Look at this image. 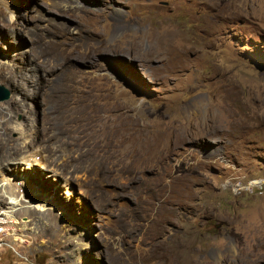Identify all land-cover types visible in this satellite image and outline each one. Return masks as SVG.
<instances>
[{"label":"rangeland","instance_id":"obj_1","mask_svg":"<svg viewBox=\"0 0 264 264\" xmlns=\"http://www.w3.org/2000/svg\"><path fill=\"white\" fill-rule=\"evenodd\" d=\"M0 85V264H264V0H0Z\"/></svg>","mask_w":264,"mask_h":264},{"label":"bare ground","instance_id":"obj_2","mask_svg":"<svg viewBox=\"0 0 264 264\" xmlns=\"http://www.w3.org/2000/svg\"><path fill=\"white\" fill-rule=\"evenodd\" d=\"M64 2V1H63ZM66 3V2H65ZM69 5V4H68ZM158 49V48H157ZM65 56V55H64ZM62 57V56H61ZM57 67H58V64L57 63H55V64H53V65H51V69H57ZM18 88L20 87L25 93H27L28 91H29V88H27L26 86H24L23 84H18V86H17ZM12 102H14V100L12 101ZM76 106V105H75ZM74 106V107H75ZM72 108V107H71ZM95 114V113H94ZM82 117V116H81ZM62 123V122H61ZM86 124V123H85ZM62 125V124H61ZM169 128V127H168ZM167 131H168V129H167ZM172 131H173V129H172ZM163 132H165V131H163ZM170 132V131H169ZM168 132V133H169ZM89 133H91V132H89ZM171 133V132H170ZM88 134V133H87ZM180 136V135H179ZM183 137V136H182ZM183 139V138H182ZM171 140V139H170ZM170 140H169V142H170ZM174 140H176V139H174ZM144 141V140H143ZM168 142V141H167ZM166 142V143H167ZM182 142V141H181ZM171 143V142H170ZM108 146V145H107ZM168 146V145H167ZM171 145H169L168 147H170ZM164 149H165V147H163ZM162 148V149H163ZM161 149V150H162ZM171 149V148H170ZM169 149V150H170ZM173 149V148H172ZM145 154V153H144ZM159 154V153H158ZM160 155V154H159ZM167 155V154H166ZM165 156V155H164ZM158 157V156H157ZM163 157V156H162ZM108 158V157H107ZM159 158V157H158ZM14 159V158H13ZM159 159H161V158H159ZM28 162H30V161H28ZM2 163V161L0 162V164ZM163 190V189H162ZM154 193H153V191H152V193H151V195H153ZM161 196V195H160ZM157 197H158V195H157ZM156 197V198H157ZM164 197V196H163ZM153 198V197H152ZM155 198V199H156ZM2 228V231L3 230H5L6 229V227H5V222L4 221H1L0 220V229ZM249 229H250V226H249ZM7 230H9V229H7ZM246 238L245 239H247V240H249L251 237H253V235H248V236H245ZM261 238H262V236H261ZM260 244V243H259ZM262 245V244H261ZM260 245V246H261ZM263 245H264V242H263ZM258 246V245H257ZM255 252H253V250L251 249V247H248V248H245V249H243L242 250V252H240L239 253V258L241 259V261L243 262V264H246V262H248L249 261V259H248V257H244V256H251L252 254H254ZM222 254V253H221ZM236 255V254H235ZM261 255V254H260ZM259 255V256H260ZM259 256H258V260H259ZM264 256V255H263ZM111 258V257H110ZM113 258V257H112ZM223 260V259H222ZM257 260V261H258ZM113 261L115 262V259H113ZM240 261V262H241ZM112 262V261H111ZM249 262H251V261H249ZM255 262V261H254ZM114 264V263H113ZM119 264V263H118Z\"/></svg>","mask_w":264,"mask_h":264},{"label":"water","instance_id":"obj_3","mask_svg":"<svg viewBox=\"0 0 264 264\" xmlns=\"http://www.w3.org/2000/svg\"><path fill=\"white\" fill-rule=\"evenodd\" d=\"M10 96L11 91L6 86L0 85V101L7 100L10 98Z\"/></svg>","mask_w":264,"mask_h":264},{"label":"built area","instance_id":"obj_4","mask_svg":"<svg viewBox=\"0 0 264 264\" xmlns=\"http://www.w3.org/2000/svg\"><path fill=\"white\" fill-rule=\"evenodd\" d=\"M11 231V230H10ZM1 244H5V243H0V246H1Z\"/></svg>","mask_w":264,"mask_h":264},{"label":"trees","instance_id":"obj_5","mask_svg":"<svg viewBox=\"0 0 264 264\" xmlns=\"http://www.w3.org/2000/svg\"><path fill=\"white\" fill-rule=\"evenodd\" d=\"M39 256V254L37 255V257Z\"/></svg>","mask_w":264,"mask_h":264}]
</instances>
